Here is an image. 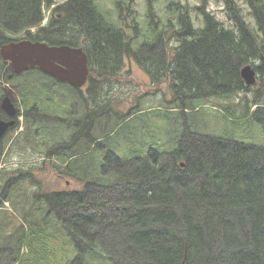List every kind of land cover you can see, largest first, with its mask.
Instances as JSON below:
<instances>
[{"label":"trees","instance_id":"trees-1","mask_svg":"<svg viewBox=\"0 0 264 264\" xmlns=\"http://www.w3.org/2000/svg\"><path fill=\"white\" fill-rule=\"evenodd\" d=\"M245 2L255 25L229 3L227 29L180 2L179 23L149 34L173 33L170 51L121 41L94 0H0V49L22 34L81 46L91 79L82 91L38 68L16 76L23 120L0 158L18 143L30 155L0 171V264H264V143L236 136L241 120L264 133V0ZM126 56L172 99L113 110ZM9 65L0 53V76ZM43 164L74 186L42 187ZM15 173L38 179L37 193Z\"/></svg>","mask_w":264,"mask_h":264},{"label":"rangeland","instance_id":"rangeland-1","mask_svg":"<svg viewBox=\"0 0 264 264\" xmlns=\"http://www.w3.org/2000/svg\"><path fill=\"white\" fill-rule=\"evenodd\" d=\"M94 1L98 6L100 12L104 16L105 20L110 23H114L116 21V16L119 13L116 5L117 0H94ZM168 1L171 3L172 0H151V3L154 5L153 11L156 10L161 14V16L162 15L166 16L168 13L165 11L164 8L167 5ZM178 1L182 2L183 4H188L190 13L193 15L195 14L203 15L202 13L203 11L205 12L210 11L214 15L222 14L220 10L216 9L221 7V5L216 0H178ZM230 1L232 3H235L237 6L243 8V11L245 12L247 18L251 20L250 24L255 25V22L253 21V15L249 12L250 6L248 5V3L245 2V0H230ZM148 4H149V0H135L132 5L133 9L137 13L136 18L137 21L139 22L142 31H145V27L147 25L144 19V14L147 11ZM55 13L57 14L59 13V11H56ZM46 14L47 17L44 22L49 21L48 11ZM127 14L128 13H126L125 15ZM175 44L172 43L169 45L170 51H173L172 47ZM124 64L125 65L122 68V70L130 67L132 68V72L130 73V75L129 74L127 75L125 73L127 75L126 77L120 76L117 79H112V81L117 82L119 86L118 90L112 92L113 110L119 113H123V111L129 109L132 106H135V104L137 103H141V105L143 104L142 107L144 109L154 108L158 104L166 103L168 100L172 99L173 94L169 84L163 82L159 85H153L150 75L147 73L146 70H144L141 67V65L135 59H132L131 66H129L128 58H126V62ZM31 75H33V73ZM22 101H23V97L21 96L20 100L18 101L21 110L23 109L21 107ZM215 101L216 100H214V102ZM212 104L213 103L208 104L206 108L210 113H216V110L214 109L215 107ZM238 108L240 107L238 106L237 109ZM203 112L206 113V111L204 110ZM20 119L23 120V116L20 115ZM240 124L241 127L236 131V136L239 139L244 141L255 142V143H264L263 129L261 128V125L257 121L241 120ZM218 125L221 126L222 123L220 122ZM9 145L10 144H8V146ZM18 145L19 143L17 144L15 150H13L11 153L9 152L10 148L9 149L7 148V150H5V154H3V156L0 158V171L5 170V172H9L13 168L14 164H15V168H17L16 166L17 164L20 165L24 162L25 164L29 163V161L25 160L24 157L29 156L30 154L26 152L23 148H19ZM45 166H47V169L45 168ZM51 167H52L51 165L43 164V168H44L43 173L39 169H37L38 167L34 168V171L40 177L41 185H44L42 187L48 186L49 188L64 189L67 186L68 187L74 186V184H72L70 180H67L66 177L63 178L59 177ZM19 179L20 177L16 181L18 182L23 181L25 187H27V189L26 190L24 189V191L30 192L35 190L33 194L37 193L38 179L34 181H30V179L28 178H26V180H19ZM8 204L9 203H7V206L10 209H12L11 206H9ZM89 210L92 211L93 209L90 208Z\"/></svg>","mask_w":264,"mask_h":264},{"label":"water","instance_id":"water-1","mask_svg":"<svg viewBox=\"0 0 264 264\" xmlns=\"http://www.w3.org/2000/svg\"><path fill=\"white\" fill-rule=\"evenodd\" d=\"M0 53L16 72L38 67L46 74L74 87H82L90 75L89 57L81 46L52 45L41 40L21 39L4 44ZM241 74L247 85L256 83L257 73L251 63L243 65ZM1 107L10 118H0V149L3 137L16 123L15 117L18 114L17 106L9 93L3 96Z\"/></svg>","mask_w":264,"mask_h":264},{"label":"flooded vegetation","instance_id":"flooded-vegetation-1","mask_svg":"<svg viewBox=\"0 0 264 264\" xmlns=\"http://www.w3.org/2000/svg\"><path fill=\"white\" fill-rule=\"evenodd\" d=\"M134 1L135 0H122L121 1L122 6L121 8L118 9L119 13L116 16V21L113 23L114 28L116 30V34H115L116 37H120L121 41H126L127 44H144L146 42L154 41L160 44L170 45L172 43L175 44L178 42L177 37L174 36L173 33H167V32L163 33V34H166L165 36L159 37L156 40L149 39V34L153 29L164 31L166 26L169 25L171 21L173 22L174 25H177L179 23L181 4L178 0H172L171 3L169 1L167 2V5L164 8L165 11L168 13L166 16H163V15L161 16V14L156 10L153 11L154 5L151 3V0H149L147 11L144 14V19L147 24L145 27V31L141 30L139 22L137 21V18H136L137 13L132 7ZM216 1L221 5L220 8H216V9L220 10L222 14L214 15L210 11H207V13L210 14L212 17H214L217 21H219L222 27L227 29L229 26L228 12H229L230 0H216ZM126 13L128 14L125 15ZM21 39H30V38L27 37L26 34H22L21 38H19L18 40H21ZM18 40H14V41H18ZM127 57H128L129 66H131L133 58L131 56H127ZM126 58H125V62H126ZM27 70L16 72L10 64L8 77L5 78L3 72L1 73V76H0V118L6 119V120L10 118L7 116L6 112L1 107L2 98L5 94L9 93L10 97L13 98L15 105L17 106V103L20 100L22 93L15 79H16V76L22 74V72L23 73L26 72ZM131 72H132V68L130 67L125 68L123 70L122 69L119 70V73L124 77H126L128 74L130 75ZM162 72L163 74L167 76L171 74L169 71H166V70H162ZM240 73H241V70H240ZM241 77H242V74H241ZM242 80H244L243 77H242ZM90 82H91V79L89 76L87 83L84 84V86L82 87V91L86 90V88L89 87ZM165 83L168 84L167 81ZM130 109L132 108L130 107L128 109V112ZM17 118L18 116L15 117V120H18ZM16 124L17 122L13 125L12 129L10 128L9 131H7V134L4 137V139H6L8 135L11 133V131L14 130ZM15 174H16V177L19 176V173L18 174L15 173Z\"/></svg>","mask_w":264,"mask_h":264},{"label":"bare ground","instance_id":"bare-ground-1","mask_svg":"<svg viewBox=\"0 0 264 264\" xmlns=\"http://www.w3.org/2000/svg\"><path fill=\"white\" fill-rule=\"evenodd\" d=\"M21 96H22V94H21ZM23 97V96H22ZM21 107L22 108H24V99H23V101L21 102ZM17 109H18V112H21L22 110H21V108H20V106H19V104L17 103Z\"/></svg>","mask_w":264,"mask_h":264},{"label":"clouds","instance_id":"clouds-1","mask_svg":"<svg viewBox=\"0 0 264 264\" xmlns=\"http://www.w3.org/2000/svg\"><path fill=\"white\" fill-rule=\"evenodd\" d=\"M42 41V40H41Z\"/></svg>","mask_w":264,"mask_h":264}]
</instances>
